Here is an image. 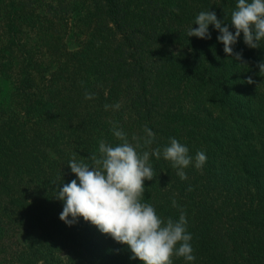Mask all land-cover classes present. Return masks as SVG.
I'll list each match as a JSON object with an SVG mask.
<instances>
[{
	"label": "trees",
	"instance_id": "trees-1",
	"mask_svg": "<svg viewBox=\"0 0 264 264\" xmlns=\"http://www.w3.org/2000/svg\"><path fill=\"white\" fill-rule=\"evenodd\" d=\"M237 2L0 0V264H140L82 218L67 226L55 198L77 179L74 154L120 143L114 126L141 153L161 149L142 202L185 214L196 259L173 264H264V40L241 33L236 61L212 25L210 39L187 35L201 11L230 23ZM170 138L192 157L186 180L163 158Z\"/></svg>",
	"mask_w": 264,
	"mask_h": 264
},
{
	"label": "clouds",
	"instance_id": "clouds-1",
	"mask_svg": "<svg viewBox=\"0 0 264 264\" xmlns=\"http://www.w3.org/2000/svg\"><path fill=\"white\" fill-rule=\"evenodd\" d=\"M194 24L198 27H190L188 37L210 39L208 29L212 25L219 32L217 40L223 44L224 53L241 61L242 54L233 51L241 33L245 45L252 49L260 47L259 42L264 40V0H238L231 12L230 23L217 19L215 12L207 10L197 15ZM229 24L235 29L234 34L229 31ZM257 67L259 72H264V62ZM246 82L255 83L251 76ZM93 98L94 94L85 93V99ZM108 107L105 105V110ZM112 107L119 109L120 104ZM113 133L119 144L114 146L101 140L98 154L80 158L79 162L73 155L68 167L77 179L62 187L61 184L56 186L55 198L64 203L59 219L72 226L77 218H82L102 234L126 245L132 253L131 259L139 260L140 264H173V256L194 261L196 257L190 243L192 235L187 232L183 211L179 220L174 221L171 217L162 218L152 204L142 202L144 182L155 178L150 156L159 158L161 149L141 153L137 150L141 147L139 138L133 136L132 139L137 141L133 145L123 130H116L114 126ZM145 133L144 145H151L155 134L147 128ZM188 153V148L175 138H170L169 145L162 152L163 158L178 169L176 174L181 180L187 179L184 169L192 163ZM206 160L205 152L198 151L195 167L202 168ZM188 190L191 191V187Z\"/></svg>",
	"mask_w": 264,
	"mask_h": 264
}]
</instances>
